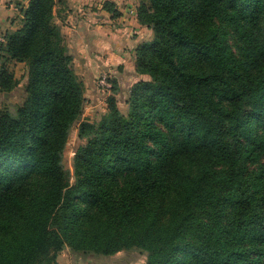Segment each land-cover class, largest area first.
<instances>
[{
  "label": "trees",
  "instance_id": "1",
  "mask_svg": "<svg viewBox=\"0 0 264 264\" xmlns=\"http://www.w3.org/2000/svg\"><path fill=\"white\" fill-rule=\"evenodd\" d=\"M57 2L17 3L20 25L0 43V90L26 80L16 111L0 113V264H57L65 246L138 248L146 264H264V0H140L153 39L135 66L148 78L124 113L109 77L94 121L80 119L84 84Z\"/></svg>",
  "mask_w": 264,
  "mask_h": 264
},
{
  "label": "crops",
  "instance_id": "2",
  "mask_svg": "<svg viewBox=\"0 0 264 264\" xmlns=\"http://www.w3.org/2000/svg\"><path fill=\"white\" fill-rule=\"evenodd\" d=\"M22 1L27 4L29 0ZM106 2L112 3L119 15L106 10ZM139 4L140 0H58L56 3L55 21L73 56L75 73L84 84L85 108L93 114L82 116V120L94 121L98 110L102 114L107 111L110 91L97 84L101 75H110L119 86V95L125 87L129 91L139 80L148 78L138 74L135 66L138 48L153 39L152 30L138 19Z\"/></svg>",
  "mask_w": 264,
  "mask_h": 264
},
{
  "label": "rangeland",
  "instance_id": "3",
  "mask_svg": "<svg viewBox=\"0 0 264 264\" xmlns=\"http://www.w3.org/2000/svg\"><path fill=\"white\" fill-rule=\"evenodd\" d=\"M26 1V0H25ZM24 3L22 0H0V38L3 39V35L9 30L17 29L20 25V8L17 3ZM3 41H0L2 43ZM23 64H19L14 70L17 77H21L24 73ZM117 74V73H116ZM106 75V74H103ZM101 75V77L103 76ZM110 77V75H108ZM100 78V77H99ZM111 79V78H110ZM99 80V79H98ZM97 80V84L98 81ZM26 80L15 89L13 92L6 93L0 90V113L3 111L15 112L17 107L22 102L21 90ZM128 86V85H126ZM121 95H118V104L120 109L124 112H128V105L126 104L129 92L125 87V90ZM100 107V106H99ZM97 115V116H96ZM94 119H99L102 115V110L96 112ZM82 116L92 117L91 110L85 108V112ZM83 117L81 118V120ZM78 126L74 127L69 142L65 151L64 164L65 167L72 173H74V158L75 152L78 147L83 143L78 137ZM72 182L74 178L72 177ZM147 254L141 249L134 248L131 250H124L112 255H100L93 252L74 251L70 247L65 246L64 250L59 254L57 264H146Z\"/></svg>",
  "mask_w": 264,
  "mask_h": 264
},
{
  "label": "built area",
  "instance_id": "4",
  "mask_svg": "<svg viewBox=\"0 0 264 264\" xmlns=\"http://www.w3.org/2000/svg\"><path fill=\"white\" fill-rule=\"evenodd\" d=\"M0 41H4V37L3 39L0 38ZM98 81V85L100 87L104 88L107 91H110L112 83L109 81V76L107 74L100 77Z\"/></svg>",
  "mask_w": 264,
  "mask_h": 264
},
{
  "label": "water",
  "instance_id": "5",
  "mask_svg": "<svg viewBox=\"0 0 264 264\" xmlns=\"http://www.w3.org/2000/svg\"><path fill=\"white\" fill-rule=\"evenodd\" d=\"M82 118V116L80 117V119Z\"/></svg>",
  "mask_w": 264,
  "mask_h": 264
}]
</instances>
